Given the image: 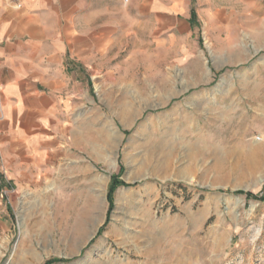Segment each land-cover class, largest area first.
Returning <instances> with one entry per match:
<instances>
[{"label": "rangeland", "instance_id": "obj_1", "mask_svg": "<svg viewBox=\"0 0 264 264\" xmlns=\"http://www.w3.org/2000/svg\"><path fill=\"white\" fill-rule=\"evenodd\" d=\"M129 9L10 186L0 264H264V0Z\"/></svg>", "mask_w": 264, "mask_h": 264}, {"label": "crops", "instance_id": "obj_2", "mask_svg": "<svg viewBox=\"0 0 264 264\" xmlns=\"http://www.w3.org/2000/svg\"><path fill=\"white\" fill-rule=\"evenodd\" d=\"M138 4L153 0H0V216L88 99L85 65L120 26L116 13Z\"/></svg>", "mask_w": 264, "mask_h": 264}, {"label": "built area", "instance_id": "obj_3", "mask_svg": "<svg viewBox=\"0 0 264 264\" xmlns=\"http://www.w3.org/2000/svg\"><path fill=\"white\" fill-rule=\"evenodd\" d=\"M3 117H4L3 109H2V107L0 106V120H2Z\"/></svg>", "mask_w": 264, "mask_h": 264}, {"label": "trees", "instance_id": "obj_4", "mask_svg": "<svg viewBox=\"0 0 264 264\" xmlns=\"http://www.w3.org/2000/svg\"><path fill=\"white\" fill-rule=\"evenodd\" d=\"M113 189H111V191H112ZM241 193H243L242 191H240ZM247 195H251V193H246Z\"/></svg>", "mask_w": 264, "mask_h": 264}, {"label": "bare ground", "instance_id": "obj_5", "mask_svg": "<svg viewBox=\"0 0 264 264\" xmlns=\"http://www.w3.org/2000/svg\"><path fill=\"white\" fill-rule=\"evenodd\" d=\"M85 231V230H84Z\"/></svg>", "mask_w": 264, "mask_h": 264}]
</instances>
